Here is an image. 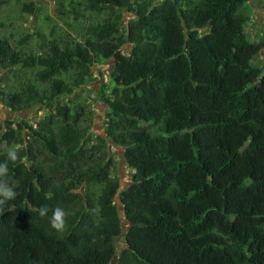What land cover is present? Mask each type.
I'll return each instance as SVG.
<instances>
[{"label":"trees","instance_id":"1","mask_svg":"<svg viewBox=\"0 0 264 264\" xmlns=\"http://www.w3.org/2000/svg\"><path fill=\"white\" fill-rule=\"evenodd\" d=\"M56 2L83 23L77 38L0 36V102L43 111L0 124V183L16 192L0 204V264H264V40L247 35L248 0ZM110 58L103 137L91 105L67 97Z\"/></svg>","mask_w":264,"mask_h":264},{"label":"rangeland","instance_id":"2","mask_svg":"<svg viewBox=\"0 0 264 264\" xmlns=\"http://www.w3.org/2000/svg\"><path fill=\"white\" fill-rule=\"evenodd\" d=\"M30 1H33L36 8L31 15L22 14L20 11L21 3L16 0H9L6 5L0 8V36L8 37L12 34L13 38H19L22 35L37 32L46 34L52 26H56L55 30L57 33H69L77 38V34L81 31L80 29L84 27L81 21L74 20V16L61 19L57 13L59 6L56 0ZM160 1L162 0H155V3H159ZM248 8L251 20L246 28L247 35L252 41L255 40V42L260 39L264 40V0H248ZM123 17V23L125 24L132 16L129 13H125ZM129 50L130 45L128 44L120 49L123 54H127ZM113 63L114 59L110 58L103 64L96 65L93 68V76L86 83L85 87L78 90L77 94L67 97L69 99L78 96V99H84L91 105L94 110L92 133L101 134L104 132L103 122L108 106L100 101L99 92L101 88L109 84L107 80L108 72L112 69ZM254 63L258 66L264 64V50L260 51ZM40 108V106H32L23 112L11 113L0 102V124H2L3 120H12L13 123L17 121L35 122V120L43 116V111ZM109 149L115 156L117 176L121 186H125L131 181L132 171L126 166V163H123V149L114 147L113 145L109 146ZM123 241L124 238L120 235L115 241L116 248H121Z\"/></svg>","mask_w":264,"mask_h":264},{"label":"clouds","instance_id":"3","mask_svg":"<svg viewBox=\"0 0 264 264\" xmlns=\"http://www.w3.org/2000/svg\"><path fill=\"white\" fill-rule=\"evenodd\" d=\"M7 157L11 161H16L18 158V152L13 147L10 148L7 152ZM8 172L7 163H0V176L5 175ZM16 195V192L14 191L13 187L5 184L0 183V197H3V199H0V204L4 203V200L12 199ZM47 212L46 207H41L40 209V215L43 216ZM67 213L62 208H56L53 211V215L51 218V226L52 228L56 230H62L65 225V217Z\"/></svg>","mask_w":264,"mask_h":264},{"label":"water","instance_id":"4","mask_svg":"<svg viewBox=\"0 0 264 264\" xmlns=\"http://www.w3.org/2000/svg\"><path fill=\"white\" fill-rule=\"evenodd\" d=\"M100 135L103 136V137L105 136L104 132L101 133ZM108 143H109V146L113 145V141H111V140H108ZM122 160H123V163H125V159L123 158ZM116 201H117V204H118L119 214H120V217H121V220H122L121 230H120V231H122V232H121V236L124 238V230L126 229L127 224H126V222L124 221V215H123V212L121 211V207H120V205H119L120 203H119L118 197L116 198ZM122 247H123V245H122ZM119 249H121V248H119ZM119 249H118V251H119ZM118 253H119V252H118ZM118 253H117V254H118ZM117 254H116L115 257L113 258V260H112L113 262H112V263H114V260L116 259Z\"/></svg>","mask_w":264,"mask_h":264}]
</instances>
